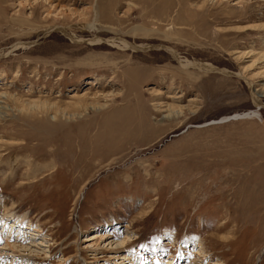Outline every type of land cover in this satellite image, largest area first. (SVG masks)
Returning <instances> with one entry per match:
<instances>
[{
	"label": "rangeland",
	"instance_id": "1",
	"mask_svg": "<svg viewBox=\"0 0 264 264\" xmlns=\"http://www.w3.org/2000/svg\"><path fill=\"white\" fill-rule=\"evenodd\" d=\"M167 262L264 264V0H0V264Z\"/></svg>",
	"mask_w": 264,
	"mask_h": 264
},
{
	"label": "bare ground",
	"instance_id": "2",
	"mask_svg": "<svg viewBox=\"0 0 264 264\" xmlns=\"http://www.w3.org/2000/svg\"><path fill=\"white\" fill-rule=\"evenodd\" d=\"M99 15V14H98ZM98 19V18H97ZM56 29L60 30L61 32H63V34L69 38L72 42L74 43H89V44H98V43H103L105 42L106 44H110L112 45L113 47L117 48L118 50H122V51H128V50H131V51H136V52H147V51H152L154 49L156 50H165L169 55L170 57L175 61L177 62V64H179L182 68H185L186 70L187 69H198V70H201L203 72H215V73H221V74H225V73H222L223 71L222 70H218L216 68H214L213 66L209 65V64H203V63H199L197 61H189V60H185L181 57L180 53L173 49V48H170L168 46H165V45H162V44H159V45H151V44H147V45H138L136 43H131L129 42L128 40L124 39V38H119V37H113V38H108V39H104V38H101V36H94L92 37L93 39H89V40H85V39H80L78 38L75 34H73L72 32H69L68 30L64 29V28H61V27H57ZM88 29L90 31H94V30H97L98 27H97V21L95 20L94 22H92ZM109 29V28H108ZM136 30V29H135ZM111 31H112V28H111ZM124 31V30H123ZM147 33V31H146ZM126 38V37H125ZM148 38V37H146ZM145 39V38H144ZM26 45L28 46H32L31 43H27ZM27 46V47H28ZM22 47V46H21ZM23 47H26L23 45ZM13 48H18L17 45L14 46ZM5 52V51H4ZM135 52V53H136ZM162 52V51H161ZM141 76V75H140ZM140 80V79H139ZM251 85V84H250ZM134 90V89H133ZM136 90V89H135ZM256 95H254V103L257 105V106H260L262 105V103L259 101L258 97H255ZM128 99V98H127ZM139 100V99H138ZM141 101V100H139ZM81 105V104H80ZM139 105V104H138ZM146 106V105H145ZM142 107V106H141ZM126 108V107H125ZM124 108V109H125ZM118 111V110H117ZM160 111V110H159ZM76 113L74 114V117H76L78 114H80V112L78 110L75 111ZM133 112H136L137 111H134ZM149 113V112H147ZM183 112L182 110H174L173 112H171L168 116L164 117V119H167V118H172V117H176V116H179L181 115ZM118 114V113H117ZM133 115V114H131ZM130 115V116H131ZM134 116V115H133ZM132 116V117H133ZM118 117V116H117ZM129 117V116H128ZM143 117V121L145 120L144 119V116ZM123 118V117H122ZM130 118V117H129ZM134 118V117H133ZM120 119V118H119ZM136 119V118H135ZM150 119V118H149ZM240 119H243L241 116L237 115V116H234L233 118H229V119H224L222 121V123H225V122H228V121H232V120H240ZM109 120V119H108ZM131 120V119H129ZM123 121V120H122ZM128 121V120H127ZM148 121V120H147ZM129 122V121H128ZM146 124V123H145ZM151 126V125H150ZM148 130V128H146ZM146 130V132H147ZM148 133V132H147ZM119 136V135H118ZM121 137V136H120ZM147 137V136H146ZM118 138V137H117ZM84 148V147H83ZM82 148V149H83ZM81 151V150H80ZM81 154V153H80ZM83 154V152H82ZM79 155V154H78ZM4 222V221H3ZM38 231V230H37ZM94 238H92V240H94ZM124 260H126V258H123ZM168 264H171L170 262H167Z\"/></svg>",
	"mask_w": 264,
	"mask_h": 264
}]
</instances>
